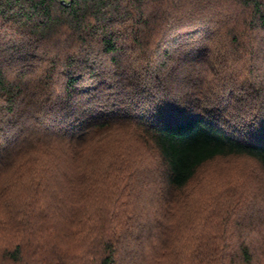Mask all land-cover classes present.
Instances as JSON below:
<instances>
[{"label":"trees","instance_id":"1","mask_svg":"<svg viewBox=\"0 0 264 264\" xmlns=\"http://www.w3.org/2000/svg\"><path fill=\"white\" fill-rule=\"evenodd\" d=\"M0 152V264H264L172 205L264 174V0H0Z\"/></svg>","mask_w":264,"mask_h":264},{"label":"rangeland","instance_id":"2","mask_svg":"<svg viewBox=\"0 0 264 264\" xmlns=\"http://www.w3.org/2000/svg\"><path fill=\"white\" fill-rule=\"evenodd\" d=\"M192 185L193 190L187 191L186 197L182 200L178 197L172 204L179 215L176 246L190 247L193 243L192 234L211 235L213 232L225 237H241V232L246 238L245 244L253 251L260 246L255 238L259 236L260 223L264 221L262 212H259L264 207V174L258 164L245 157L218 158L206 163L198 171ZM243 186L245 189L250 186L245 195L240 194ZM243 196L248 197L250 208L246 206L244 209V204L238 203ZM252 211L256 212L252 215ZM242 213L246 216L240 220L238 215ZM239 221H242L241 224ZM259 253L264 252L260 250ZM144 261L145 264H151L150 260ZM261 261L264 262V256Z\"/></svg>","mask_w":264,"mask_h":264},{"label":"snow or ice","instance_id":"3","mask_svg":"<svg viewBox=\"0 0 264 264\" xmlns=\"http://www.w3.org/2000/svg\"><path fill=\"white\" fill-rule=\"evenodd\" d=\"M0 163H3V153L0 152Z\"/></svg>","mask_w":264,"mask_h":264}]
</instances>
